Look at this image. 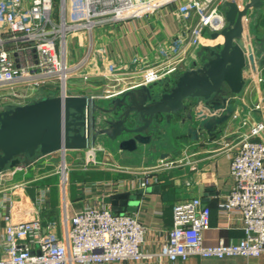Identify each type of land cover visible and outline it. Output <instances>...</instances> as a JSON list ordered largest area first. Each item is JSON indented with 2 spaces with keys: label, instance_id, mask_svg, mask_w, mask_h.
Here are the masks:
<instances>
[{
  "label": "crops",
  "instance_id": "0c3cea01",
  "mask_svg": "<svg viewBox=\"0 0 264 264\" xmlns=\"http://www.w3.org/2000/svg\"><path fill=\"white\" fill-rule=\"evenodd\" d=\"M262 10L264 5L259 10H250L252 20L248 13L246 34L250 44L264 41ZM57 12L58 0H54L55 22ZM194 21L195 17L191 18L190 22ZM180 30L171 11L164 8L153 15L107 21L91 32L83 30L69 35L68 65L83 58L84 63L67 79L66 95L87 96L109 107L111 99L138 87L141 81L139 65L132 60L146 56L155 62L158 47L172 43ZM204 43H213L209 34H204ZM200 47L187 48L185 62L176 73L200 62ZM109 65L119 73L110 74ZM33 94L28 102L61 92L54 85L39 88ZM230 105L232 113L216 127L212 136L201 130L197 139H191L188 121L182 123L181 116H172L170 120L161 117L151 143L138 145L132 153L119 150L116 142L101 136L90 149L56 151L35 157L27 167L7 168L0 172V235L7 222L33 217H38L44 228L53 224V229L47 231L60 235L65 215L69 217L86 206H111L118 208L117 212L135 215L145 228L142 252L158 253L172 226L175 202L199 197L210 209L209 224L203 233L205 243L239 241L243 237L241 219L235 214L219 212L218 202L233 184L230 153L239 136L247 133L252 125L264 123V63L247 75L242 90L232 96ZM193 107L203 110V115L210 114L201 103ZM260 139L264 140V131ZM63 165L66 167L64 190L60 175ZM145 175H154L157 179L142 191L139 182ZM119 193L139 197L132 200L128 197L124 204L119 199L113 203L112 197ZM141 264H264V253L257 257L220 259L192 255L172 263L155 256Z\"/></svg>",
  "mask_w": 264,
  "mask_h": 264
},
{
  "label": "built area",
  "instance_id": "2783aa9c",
  "mask_svg": "<svg viewBox=\"0 0 264 264\" xmlns=\"http://www.w3.org/2000/svg\"><path fill=\"white\" fill-rule=\"evenodd\" d=\"M224 0H58L57 21L53 20L54 0H0V110L24 104L42 87L58 86L66 94V82L82 68L84 58L74 65L66 61L69 35L107 21L120 22L168 9L180 25V32L157 49V59L136 57L140 85L171 78L185 61L187 48L202 45L204 34L225 26L221 5ZM195 17L194 22H190ZM110 74L119 73L109 65ZM221 109L210 114L219 115ZM236 118V114H233ZM242 124H246L243 121ZM264 123L252 125L239 136L230 153L233 184L218 202L221 213L237 215L243 237L237 242L207 244L203 233L209 224L210 209L199 197L178 200L173 221L158 253H144L141 244L145 228L127 212L111 206H86L64 216L60 235L46 228L38 217L5 225L0 235V264H141L156 257L169 262L189 256L225 258L257 257L264 253ZM65 165L60 175L64 190ZM145 175L139 182L144 191L156 181ZM50 229L49 231H47Z\"/></svg>",
  "mask_w": 264,
  "mask_h": 264
},
{
  "label": "water",
  "instance_id": "95a60500",
  "mask_svg": "<svg viewBox=\"0 0 264 264\" xmlns=\"http://www.w3.org/2000/svg\"><path fill=\"white\" fill-rule=\"evenodd\" d=\"M262 5L264 0H224L225 26L209 33L213 43L201 45L199 63L171 78L123 91L109 107L87 96L60 94L0 110V172L27 167L35 157L52 152L90 149L101 136L132 153L138 145L151 143L161 117L181 116L182 123L188 121L191 139H197L201 130L212 136L232 113V96L264 63L262 41L250 44L246 34L249 11ZM200 103L210 112L221 109L222 113L203 115V110L193 107ZM128 197L139 196L115 194L113 203L119 199L124 204Z\"/></svg>",
  "mask_w": 264,
  "mask_h": 264
},
{
  "label": "rangeland",
  "instance_id": "374dc122",
  "mask_svg": "<svg viewBox=\"0 0 264 264\" xmlns=\"http://www.w3.org/2000/svg\"><path fill=\"white\" fill-rule=\"evenodd\" d=\"M262 11H264V10H262ZM261 14H262V15H261V17H262L261 19H264V12H261ZM249 19H250V20L254 19V16H253L252 12H249ZM255 20H256L255 22H257V19H255ZM256 24H257V23H256ZM259 38H260V37H259ZM258 41H259V40H258ZM253 43H255V41H253ZM253 43H252V44H253ZM262 45H264V41H262ZM60 171H61V170H60Z\"/></svg>",
  "mask_w": 264,
  "mask_h": 264
}]
</instances>
